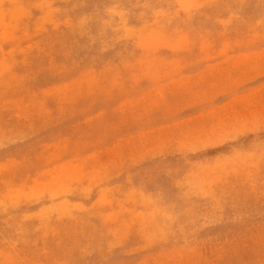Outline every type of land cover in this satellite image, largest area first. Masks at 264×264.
Masks as SVG:
<instances>
[{
	"label": "rangeland",
	"instance_id": "obj_1",
	"mask_svg": "<svg viewBox=\"0 0 264 264\" xmlns=\"http://www.w3.org/2000/svg\"><path fill=\"white\" fill-rule=\"evenodd\" d=\"M0 264H264V0H0Z\"/></svg>",
	"mask_w": 264,
	"mask_h": 264
},
{
	"label": "bare ground",
	"instance_id": "obj_2",
	"mask_svg": "<svg viewBox=\"0 0 264 264\" xmlns=\"http://www.w3.org/2000/svg\"><path fill=\"white\" fill-rule=\"evenodd\" d=\"M220 211V210H219ZM171 213V212H170ZM185 241V240H184Z\"/></svg>",
	"mask_w": 264,
	"mask_h": 264
}]
</instances>
